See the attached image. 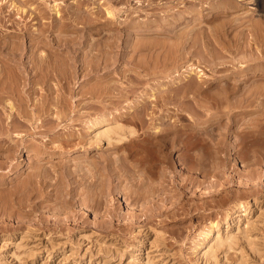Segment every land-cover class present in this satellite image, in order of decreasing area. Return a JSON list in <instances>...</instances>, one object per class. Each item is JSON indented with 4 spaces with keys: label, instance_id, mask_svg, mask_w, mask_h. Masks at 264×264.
Instances as JSON below:
<instances>
[{
    "label": "rangeland",
    "instance_id": "374dc122",
    "mask_svg": "<svg viewBox=\"0 0 264 264\" xmlns=\"http://www.w3.org/2000/svg\"><path fill=\"white\" fill-rule=\"evenodd\" d=\"M57 1L63 4L66 1L64 6L69 5L66 3L70 2H72L71 4L76 5L77 2V0H46L44 1V3L46 2L45 7L46 4L53 2L56 3ZM91 1L92 0H86L85 2L83 1V6H94ZM98 1L96 0L97 4L95 3V6H106L105 0ZM39 2H41V0H15V3H17L16 5H18V7L21 6L22 8H25L26 11L28 10L25 15L22 11H15V9L12 12H9L10 8L7 7L6 3H4L5 5L3 3L2 5H0V7L2 6V9L0 8V23L2 22V24H4L0 27V34L2 33V39H4V41H8L10 39L14 41L15 38L16 40H18V36L14 37L13 39V36H11L10 38L8 36H5V34L8 35L9 33V35H11L15 32H18L19 30L17 31L18 28L16 27H20L22 25L27 26L29 25L28 23H30L31 25L33 20L28 14H30V12H32L33 14L34 7L39 4ZM59 2H57L58 5L61 4ZM227 2L229 3V5ZM44 3L41 2L40 5L42 6L43 4L42 7H44ZM214 3L215 5L218 3L220 4H218V6H215ZM138 4L139 6L141 5L140 7L142 9H140ZM33 5L35 6L33 7ZM120 5L124 7L126 6L125 4ZM64 6L62 5L61 7ZM128 6L130 12H134H132V14L130 15H133L132 17H134L136 21H138L139 19V21H143L148 18L150 20H153L155 18V20L161 21L164 18L162 21L165 24L164 27H167L168 24L166 23V21L168 20L172 22L173 18L175 17V20L177 17L178 19H176V22L173 21L172 24L169 25L172 27H175V25H177L176 27L185 26V28H188V30L179 27L177 31H180L181 29L183 31L185 30L186 32H189V36L193 34V39L191 37L187 38L185 43L188 45H185L184 43H179L178 45L177 42H172L174 41L173 39H175L174 37L169 36V38L165 34H162L161 36H166L167 39L164 37L159 38V35L155 37H153L154 35H152L153 38H158L156 40L150 37V39L153 40L152 42V40L148 41L149 38L145 37V35L140 36L137 33L143 28L133 27L130 28L131 31L134 30L133 32L136 33L137 36H140L138 37L137 41H139L141 37H143V40H146L144 38H147L148 41H139L140 45L134 47V49L137 50H135L136 53L131 52L134 51V49H130V51L127 50L128 52L126 51L124 53L118 51L120 49L118 47H115V49L113 48V50L111 47V45H113V42H111V44L109 39L93 40V38L91 39V41L90 39H86L82 43H76L75 46L77 51L75 50L74 52L65 50L66 47H64V45L62 46L61 50L52 48V59L55 58L54 60L56 63L51 59L52 62H50V65H53L50 66L51 72L49 81L51 82L53 89L50 90L51 96L48 100L50 103L47 102V106L44 109L47 112L39 116V113L35 111L36 109H34V106L30 101H28L27 106H24V102L26 103V98L28 96H18L20 97V99H16L18 98L16 97V103H20L19 105L15 103L14 97H9V99L14 100V108L16 107L14 110L21 107H23L22 109H24L25 107L28 110L33 111L32 113H35V115H37L36 117L38 118H43L46 113H50L52 110L55 118H53L51 122V127L49 125L50 122L44 123L42 126L36 127V130L34 129V131H37L36 133L34 131L33 134L25 133V135L19 142L18 139L15 138L16 136H14L13 141H10L12 142L11 144H13L12 147L10 146L8 149L5 148L7 142H5L4 147L2 146L3 149L0 146V264H264V72H261L264 70V0H129ZM154 6L155 8H153ZM214 6L216 8H214ZM190 7H193L192 9L194 10H190ZM63 9L65 10V8ZM151 12L153 13V15ZM18 13H21V15ZM146 13H148L149 17ZM155 13L157 16L160 15V17H157ZM123 14L122 12H120L115 19L117 21L125 19L126 17H124V15L126 16V14ZM167 14L168 17L166 16ZM169 14L170 16L172 15V17H170ZM8 17L10 19L12 18L13 22ZM170 18L172 20H170ZM27 19L30 20L27 21ZM102 20L103 18L100 19V21ZM158 21L154 22V24L155 27L159 29V27H162L157 24L160 22ZM181 21L182 24L180 23ZM220 21L223 22V24L225 22V25H223V27H225V32L222 31L224 33L223 35L222 32H219L223 29L221 25L222 23H219ZM18 22L20 24H17ZM214 23L218 24L215 25L216 27L221 25L220 27L222 29L220 27V30H218L219 28L216 29L215 26H213ZM151 24L149 23L147 27L153 29L154 24H152V26ZM211 25V28L214 27L215 29H209L212 31L211 33L214 34H211L209 32L211 35L209 34V36H207V32L209 31V29L206 28V26L210 27ZM190 28L191 30H193V32H196L200 29L199 32L201 34L204 29H208V31L206 32L207 34L204 33L205 31L203 32V35H201L199 32L198 33L200 35L195 33L196 35H198L196 38L199 37L198 40L201 38L200 42H204V44L206 43V46H202V44L197 39L196 41L201 44L202 48L200 47V45V49L195 48V46L197 45L196 47H198L199 44H197L196 42L194 43L196 44L194 45V47L189 45L190 42L194 40L195 36L194 33L189 31ZM11 29L14 30V32H12ZM127 29L125 31L129 32L130 29ZM225 29H227L228 31L226 32ZM216 30H218V33H215ZM141 32L143 31H140V33ZM213 35L216 37V39L219 36H222L218 38V40H216L219 44H217V42L212 39H215ZM227 36H230L231 38H228ZM238 36L242 37L238 38ZM210 37L212 38L211 42L209 43ZM245 37H251L255 39L254 42H257L254 43L252 40H250L251 38L247 40ZM136 38L137 37H133L132 42L134 44H137V41L135 40ZM206 38L208 39V41H206ZM236 38H238L237 41H240V43L238 42V46L240 45L239 47L236 44ZM258 38L261 40H259ZM160 39H164L167 41L169 39H172L170 44L174 43L173 45L178 46H180V44H183V46H180V48L185 46L186 50L189 46H191L192 49L189 48L190 51H187V54H189V56L186 54L185 49H181V51L186 54L184 55L185 59L184 56H180L178 59L183 57L181 59L183 61L185 60V63L182 62V60L179 61L178 59L172 60L175 54L179 53L178 51L180 48L178 46L173 47V45H169V47H171L170 49L166 47L167 44L164 45L166 47V50L170 49L172 52L169 53L170 55H168V52L170 51L168 50V52L166 53V51L163 49L165 48L163 46L164 42L161 41V43L159 41ZM188 39L190 40V42L188 41ZM242 39L245 41L247 40L248 42H245ZM212 40L214 41L213 43H215V46L214 44L210 46ZM225 40L229 41H227V45ZM232 40L235 42H232ZM220 41L222 42V44H220ZM158 42L161 43L162 46H160V44H157L159 45V47H157L156 44H153L154 46L152 45V43ZM230 42L234 43V45ZM249 42L250 44L248 45V47H251L252 45L253 48L249 47L248 49L246 44H248ZM123 44H125V40L123 43L121 42L120 45ZM224 44L226 46L231 45L232 47L229 46V49L232 48V52H229L228 50L226 52L227 47L225 46L226 49L223 48ZM92 45L94 46V48L90 49V46ZM106 46H108L109 49ZM216 46L221 47V50L223 49L224 52H220V48ZM139 47L140 49L142 48V51L139 49ZM155 47L157 48L155 49ZM172 47L173 49L177 47L178 50L176 48V50L174 49V52L172 51ZM203 47H206V50L210 49L209 51L211 53L209 51L207 53V51L204 50ZM237 47L238 49L235 50V48ZM149 48H151V50L153 51H149ZM162 49L163 51H161ZM198 49L201 50L202 53ZM212 49L214 52L218 51L219 49V51L216 52V54L219 53V55H217L219 57H217L214 52L211 51ZM100 50H104V52ZM154 50H157L156 52L160 53L155 55L156 52ZM65 52L67 53L65 54ZM83 52L84 55L82 54ZM101 52H103V54ZM140 52H143L144 55ZM161 52H165L166 56L163 55L162 58L161 56L163 53ZM61 53L63 54V56H61ZM90 53L91 57H89ZM125 53L135 56V59L134 57L133 59L130 58L131 55ZM206 53L207 56H210L213 53L212 55L213 57L215 55V57L213 58L211 56L210 58H207ZM221 53H223V56H221ZM104 54H106V56L108 54V57H112L116 62L114 61V63L112 58L105 60V58H102L105 56ZM111 54H113V56L115 55L116 57L114 56V58ZM173 54L174 56H171ZM190 54L192 55L190 56ZM202 54L203 56H201ZM251 54L256 56V58L254 59ZM92 55H97L100 57H96L93 59ZM138 56L142 57L137 60V58H139ZM187 56L191 59L186 60V58H188ZM248 56L250 57L249 59H247ZM64 57L66 61L71 58L69 60L70 63L68 61L71 68H65V60H60L62 58L64 59ZM120 57H125L126 59L128 58L127 60H130L131 63L130 61L127 62L125 58L123 60ZM144 57L146 58L144 59ZM164 57L167 58V60L173 57L171 60H169L170 62L172 61L171 64L166 59H164ZM198 57H201L203 59L200 60V58L198 59ZM156 58H158V60ZM205 58L206 60H204ZM211 58L212 60H209ZM99 59L102 60H100L102 63H104V59L105 64L107 60H109L111 63L113 62V64L111 65V63L107 61V63L111 65L110 66L106 64V66H108L107 69L109 68L110 70L108 69L106 71V66L104 67V64L98 62ZM163 59L165 60V62L167 61L169 65H173L170 66L169 69H167L168 67L165 66ZM223 59L232 60L231 62L225 61V65L227 64V67H229V69H226V66L224 67V64L222 67L220 66V64L222 65V63L224 62ZM57 60H60L61 62L59 61V63H57ZM134 60H136V63H142V67L138 66L139 64H133L136 67L132 66V62ZM146 60H148V63L150 62L151 65L146 63ZM176 60H178V62L173 63V61ZM213 60H222V62H214L213 65ZM71 61H74V65H71ZM125 61L127 62V64L125 63ZM139 61L142 62L140 63ZM93 62L95 64H93ZM96 62H98V64ZM179 62L183 63L180 64V67L178 66ZM208 62H211V64L213 65L210 67L211 70L216 63V66H219L222 71H225L226 69L225 72L231 71L232 73L230 74L228 72L229 74L227 76L225 75L227 73H223L221 69L215 71L214 73L210 70ZM249 62L252 65L248 66L250 64ZM99 63L102 66H98ZM175 63L177 66H174ZM85 64L86 66H84ZM145 64H148V66H146ZM88 65H90L91 67H89ZM94 65H96V67L98 68L101 67V70L99 71L98 68L96 70V68L93 67ZM152 65L154 66L155 70L157 69V67L158 69L160 68L159 70L157 69L159 72L152 70L153 68H150L152 67ZM246 65L248 67H251L248 68L251 72H249L248 69L242 70V66L246 67ZM66 66L69 65L66 63ZM72 66L75 67V70L77 68L79 69H77V73L72 72ZM260 66H262V68ZM61 67L71 73L66 72ZM81 67H86L83 68L85 72ZM88 67L90 69L87 70ZM92 67L94 68L93 71H91ZM137 67H139L141 70L138 69V71ZM143 67L147 68L144 69ZM171 67H173L172 70L170 69ZM232 68L235 70L233 71ZM258 68L261 71L257 70ZM150 69L152 72L150 71ZM86 70L88 71V74H86ZM95 70L98 73L94 72ZM143 70L146 75L143 74V72L141 73V71ZM163 70H165L164 73L161 72ZM254 70L256 72H254ZM149 71L152 73V75L149 74ZM236 71H239V73L237 72L236 74ZM241 71L242 73H240ZM147 72H149V75L147 74ZM170 73L172 76L170 75ZM212 73L214 74L213 76ZM220 73L225 75L226 78L222 75L219 76L218 74ZM70 74L74 78H76H70ZM136 74H139V76L142 74V78L138 80ZM216 75H218V77ZM156 77L158 78L157 80L160 83L164 81L163 79L166 78L164 82H169L170 84H167V86L171 85L170 87H172L171 82H173V80H180V82L178 83L177 81V83L182 84L180 85L181 88H178V84L174 85L175 83L173 84V87H176L175 90L180 89L178 91L179 95L181 93H184L180 100H177L181 101L182 99V105H180V102L177 101L170 104H165L161 102V100L158 101V103H161L157 105L155 103H153L152 105V101L150 102V104H148V106L145 104L147 102V98L148 100L152 98L149 96L151 93L150 91H152L153 93L155 92L156 95L158 92L159 96H161L160 94L164 93L160 92V90L164 91V87L166 86V84H161L163 86L162 90L161 87H159V82L155 79ZM209 77H214V82L216 81L217 84L213 86L214 82H212L213 80H211L210 82L209 80L212 78L209 79ZM233 77L238 78V80ZM240 77L241 79L239 80ZM159 78L161 81L159 80ZM200 78H203L205 82L202 80L200 81ZM250 78L256 79L253 80ZM69 79H72L73 82H70ZM130 79L131 81H129ZM135 79H137V81H135ZM230 79L231 82L229 81ZM197 80L202 83L201 85L203 86V88L199 85V83H197ZM232 80H234L233 82L237 81L236 84L234 83L235 87H233L234 84ZM256 81L258 82L257 88L255 84L257 83ZM155 82L157 83L155 84ZM100 83L103 84L100 85ZM153 83L155 84V86ZM205 83H208L210 87ZM237 83H239L240 85L242 84V91L240 85ZM250 83H253L254 85H251ZM74 84L76 86H74ZM109 84L112 85L111 89H113V91L117 87V90L115 92L116 94L112 92V95L110 96L112 90L109 89ZM195 84L200 86L199 88H202L204 93L202 92V89H199L200 91L198 89V91L195 90ZM203 84H205L206 87ZM224 84H229L230 87L233 88V90L235 88V90L233 91L228 87L227 94L228 96H230V101H233L234 99V101L231 102L234 103V105L236 104V106H234L230 102L232 106L230 105L228 109L227 106L223 105L225 103L224 102L218 106H222L218 109V107H215L217 105L212 103L214 102L213 99L210 98H213L214 94L217 97L222 94L221 87L219 88V86H222ZM113 85L115 86V88H113ZM152 85L154 89L152 88ZM248 85H251L253 87L255 86L257 90L254 88L248 90V88L251 87ZM106 86L109 88H107ZM119 86H121L120 90H123L122 92L126 94L119 92ZM212 86L213 88H211ZM185 88L187 90H189L190 88V91H192V88H194L195 96L193 94V91L192 93L190 91L188 93L183 91L181 92V89L185 90ZM208 88H210L211 90ZM215 88H217L218 90H215ZM237 88L240 90H238ZM102 90H104V93ZM209 90L211 92L213 91V94L209 95L211 93H209ZM246 90L250 93H247ZM253 90L255 91L253 92ZM243 91H246V93L251 97L246 96L245 92L244 95ZM73 92L74 96H72ZM81 92L82 95H80ZM139 92H143L144 94H146H142V100L146 99V102L143 100L145 102L144 104H142V100L139 102L137 101V98L140 95ZM215 92H217L219 95H217ZM223 92H225V90H223ZM238 93H241L243 95H238ZM122 94L123 97L121 96ZM188 94L192 96V99H190V95ZM143 95L148 97L145 98ZM185 95H187L186 98H184ZM31 96L29 97H31L34 101L36 98L40 97L39 93L37 92H33ZM34 96L35 98H33ZM117 96L119 97V100H117ZM238 96H240V98ZM245 96L248 98H246ZM237 97L239 98V100L241 99V97L242 100H244L242 102L241 100L238 102V99H236ZM257 97L260 101L257 99ZM188 98L191 101L188 100ZM253 98L256 100H254ZM247 100L251 104L247 103ZM109 101H111L112 103H110ZM195 101L204 103L203 105L207 106H204L203 108V105L199 102H197V104H194ZM89 103L93 105L90 106ZM176 104L177 106L179 105L181 107V111L184 109L185 111L181 112L179 106L177 107V110ZM193 104L194 106H191ZM243 104H245V106ZM143 105L145 106V108ZM150 105L152 107H150ZM166 105H169L171 107ZM172 105L173 107H175L174 109L181 114L180 115L178 113L181 116V118H177L178 120L175 119L177 116H174L173 113L177 112L174 111ZM183 105H185L187 109H183ZM198 105L202 107L199 108ZM209 105L211 106V108ZM212 105L215 106L212 107ZM195 106H197L198 110H196V108L194 110ZM223 106L224 108L226 107V110L223 109L222 111L220 109H222ZM235 107L236 109L239 107L241 109L243 107L244 109L245 107V109L247 110H244L247 113L243 109L242 110L244 112L240 110V108L239 111L236 110L234 112L233 109L235 110ZM29 108H31L32 110ZM166 108L167 110H169V113L167 112ZM202 108L204 110H206L207 108L210 109L209 111L207 109L205 112H209L211 115L213 114V117H211L209 113L205 115H209L211 118L205 116L204 110ZM249 108L252 112L249 110ZM22 109L16 111L18 113H20L21 111L24 112ZM150 109L152 112L150 111ZM216 109L218 115L215 114ZM192 110H194L195 113ZM211 110L214 113H212ZM224 110L225 113L222 114ZM248 110L250 111V113ZM147 111H150L154 116L149 112L147 113ZM231 111H233V113H231ZM240 111H242V114L240 113ZM17 112L14 111L15 114ZM22 112L19 115H22ZM166 112L171 120L166 115ZM218 112H220V114L222 115L219 116L220 114ZM236 112L238 118H235L237 117ZM98 113H101V115ZM228 114L230 116H233L234 114V116H228V119ZM19 115L16 116L18 117ZM51 115L52 114H50L49 117H52ZM144 115L145 118L143 117ZM150 115H152V117ZM159 115L162 119L164 117L165 121L167 119V122L165 124L170 127V130L172 129L171 131H167L169 134L165 132L166 129H163L166 125L164 123H161V121H164V119L160 121L158 117ZM197 115L199 118L197 117ZM214 115L218 117L216 118V116ZM93 116H105L106 118L108 117V122L105 123L106 125H101L103 128L107 126L108 123L111 126L117 125L116 123L119 122L118 125H128L135 127L138 130V133L140 132V134L138 135L142 137H139L137 135L138 137H134L136 140L134 138H126L116 141V138L112 136L111 139H113V141L115 140V142H112V140H110V143H108L109 141L106 142L105 139H101L102 141H99V143L96 144L91 138H89L92 136V132L94 131L95 127L90 129L87 126V123L94 118ZM172 116L174 117L175 121L172 120ZM17 117L13 121L14 125L16 124L14 127V131H18L24 134V131L26 132L28 126L26 125V122L23 121V117H18L21 121L17 122ZM142 117L144 118L145 125L143 124V126L141 127L139 126V124L143 119ZM193 117H195L199 122L194 118L197 121L196 122ZM168 118L171 123L176 122L173 124H176V131L178 130L177 132L173 130V127L171 128V124H167L169 121ZM233 118L234 120H232ZM256 118L257 120H255ZM146 120L149 122H147ZM220 120L222 122L224 121V123H222ZM228 120L229 123L225 122ZM253 120L255 122L260 120V122H257L258 124L256 123L257 126H255L256 124L254 125L255 122ZM233 121L236 125L233 124ZM137 122L139 123L138 125ZM215 122L219 126H217ZM160 123L163 125V128L159 127L162 126ZM259 123L262 124L259 125ZM147 124H149L148 128L146 127ZM204 125L208 126V129L205 126L206 131L202 132ZM211 125L214 126L212 127ZM231 125H233L234 127ZM100 128V126H97L95 131ZM143 130H145L149 135H145L144 133H142ZM163 131L166 134L163 133ZM170 132L173 133V135L175 134V136L177 133H179L177 134L179 136H176V138L179 139L180 137L182 141L183 139L185 141L181 142L180 139H176V143L178 141L180 142L179 145L177 143L175 147L164 146V142L167 140L165 138L169 139L170 136H172ZM71 133H73V135ZM199 134L200 136L203 135L204 137L203 139L201 137L204 142L202 143L204 145H199L202 144V140L199 139ZM86 137L93 143L87 142L88 140ZM85 138L87 141L85 140ZM198 139L201 140L200 143ZM220 139L223 140L221 141ZM155 140H159V142ZM193 140L194 142L195 140L198 141L199 144L195 143L193 145ZM150 141L153 143H151ZM188 141L189 143L191 141L189 146H191L192 148L183 146L185 145V142L188 144ZM206 143L208 145L204 147ZM28 144H35L36 146L41 147V149H39L38 152L35 149V145H33V148L35 150L32 149V152V146L30 148ZM214 145H216L218 149L220 148V151ZM202 146L204 148H202ZM149 147L152 149L149 151L150 153L148 152V149H150ZM155 147H157L158 150ZM165 148L167 149L166 153L169 150L167 154H165V152L163 154V149ZM42 150L43 152H41ZM36 151L38 153H36ZM168 154L170 155L169 158L167 156ZM165 155L167 156V158H165ZM161 156L162 158H165L163 159L164 162L160 160L162 159ZM175 156H177L176 159L174 158ZM200 156L203 161L201 160V158L199 159ZM103 157L105 159L107 158L106 160L110 161L107 162ZM91 159H93L95 163H92ZM198 159L201 161V163H199L200 161L198 162ZM82 161H84L88 166H85V163L82 164ZM80 165H83V168L86 167L85 171L88 172L87 174H84V169L78 168V166ZM90 166H94V168ZM88 167L91 168H89L90 173L91 170L92 173L94 172L93 175L90 174L89 171H87ZM139 179L142 181H140ZM238 202L243 203L244 207H246L245 210L241 211L239 215L236 216V203ZM214 224H216L215 228L218 230V236L227 235L226 240L218 241L217 239H214L206 244V239L203 236L204 231L206 230V228L208 229L211 225L213 226Z\"/></svg>",
    "mask_w": 264,
    "mask_h": 264
},
{
    "label": "bare ground",
    "instance_id": "6f19581e",
    "mask_svg": "<svg viewBox=\"0 0 264 264\" xmlns=\"http://www.w3.org/2000/svg\"><path fill=\"white\" fill-rule=\"evenodd\" d=\"M44 1H46V0H41V2L42 3H44ZM53 1V0H52ZM84 2L86 1V0H83ZM82 0H77V2H76V5L74 4H71L72 2H70V3H66V4H69V5H67V6H64L65 5V2H64V4L63 3H61V2H59V1H57V2H59V3H61V4H57V2L56 3H49V4H46V7H45V3H44V7H42L43 6V4H42V6L40 5V3L41 2H39V4H37L36 6L35 5H33V7H34V11H33V9H32V11H33V14H32V12H30V14H28L29 16H31L30 18L33 20V22L31 23V25H30V23H28L29 25H22V26H20V27H16V28H18L17 29V31L18 32H15V33H13V34H11V35H9V33H8V35H6L5 34V36H8V37H10L11 38V36H13L12 38L14 39V37H17L18 36V40H16V38H15V40L13 41L12 39H10V40H8V41H4V39H2V33L0 34V146L2 147H4V144H5V142H7V144H6V146H5V148H9L10 146L12 147V145L13 144H11L12 142H10V141H13V137L14 136H16L15 138L16 139H18V142L22 139V137L25 135V133H28V134H33V131H34V129L36 128V127H39V126H42L44 123H49L50 122V127L52 126V120H53V118H55V115L52 113V110H51V112L50 113H46V115L45 116H43V118L41 117H36L37 115H35V113H32L33 111H30V110H28L27 108H25L24 107V109H22L23 107H21V108H19V109H16V110H20V109H22L24 112H22L23 114L22 115H19L20 113H18L16 110H14L15 108H14V104L16 103V100H15V98L16 97H18V96H24V97H27L26 98V103L24 102V106H27L28 105V101H30V102H32V104H33V106H34V109H36L35 111H37L38 113H39V116L40 115H42L43 113L45 114V112H47V111H45L44 109H45V107L47 106V102H49L48 100H49V97L51 96V91L50 90H52L53 88H52V85H51V82L49 81V79H50V72H51V67L50 66H52V65H50V62H52L51 61V59H52V57H53V54H52V50L53 49H60L61 50V48H62V46L64 45V47H66V49L65 50H68V51H70V52H74L75 50H76V46H75V44L76 43H78V42H83L84 40H86V39H90V41H91V39L93 38V40H96V39H99V40H104V39H109L110 40V43L111 42H113V45H111V44H109V45H111V47H112V49L114 48L115 49V47H118V48H120L118 51H120V52H122V53H124V52H126L127 50H129L130 51V49L132 50V49H134V47H136V46H138V45H140V43H139V41H141V40H143V37H141L140 38V40L139 41H137L138 40V37H140L141 35L143 36V35H145V37H147V38H149L148 39V41L150 40H152V39H150V37H152V35H154L153 37H155V36H158L159 38H166L167 39V37L166 36H172V37H174L175 39H173L174 41H172V42H177L178 43V45H179V43H184L185 45H188V44H186L185 43V41L187 40V38H189V37H191L192 39H193V34L192 33H196V34H199L200 32V29L198 30V31H196V32H193V30H191V28L189 29V31H191L192 33V35L191 36H189L190 34H189V32H186L185 30L187 29L188 30V28H185V26L184 27H181V26H178V27H176L177 25H175V27H172V26H170L169 24H172V22L173 21H175L176 22V19H178L177 17H176V19L174 20V18H173V21L172 22H170V21H166V23L168 24L167 25V27H164L165 26V24L163 23V16H162V22L160 23L158 20H155V18L153 19V20H150L149 18L148 19H146V20H143V21H136V19L134 18V17H132L130 14H132V12L133 11H131L130 12V9H129V6H128V4H129V0H105V3H106V6L104 7V6H102V7H100V6H95V3H96V0H92L91 2L94 4V6H91V7H88L87 5L84 7L83 5H84V2H83ZM98 1V0H97ZM149 1H151V0H149ZM99 2V1H98ZM102 2V1H101ZM228 2H230V1H228ZM227 2V3H228ZM2 3L4 4V3H6V5H7V7H9L10 8V10H9V12H12L14 9H15V11L17 10V11H22L23 12V14L25 15L26 14V12L28 11H26L25 10V8H22L21 6L20 7H18V5H16L17 3H15V0H0V5H2ZM100 3V2H99ZM142 3V2H141ZM97 4V3H96ZM120 4H125L126 6L124 7V6H121ZM153 4V3H152ZM151 4V5H152ZM218 4H220V3H218ZM218 4H216L215 5V3H214V5L215 6H218ZM5 5V4H4ZM63 5L64 7H61V6ZM89 5V4H88ZM120 5V6H119ZM226 5V4H225ZM228 5H229V3H228ZM62 8V10H61V8ZM138 6H139V4H138ZM141 6V5H140ZM139 6V7H140ZM144 6V5H143ZM214 6V8H216ZM227 6V5H226ZM2 7V6H1ZM0 7V8H1ZM95 7V8H94ZM104 7V8H103ZM138 7V8H139ZM151 7V6H150ZM63 8H65V10L63 9ZM134 8V7H133ZM153 8H155V6L153 7ZM152 8V9H153ZM157 8V7H156ZM191 9L190 10H194V9H192L193 7H190ZM211 8H213V7H211ZM2 9V8H1ZM28 9V8H27ZM140 9H142L141 7H140ZM134 10V9H133ZM25 12V13H24ZM28 12V13H29ZM120 12H122V14L124 13V14H126V16L124 15V17H126L125 19H123V20H116L115 18L119 15V13ZM155 12V11H154ZM0 13H1V11H0ZM8 13V12H7ZM134 13V12H133ZM152 13V12H151ZM150 13V14H151ZM18 14H20L21 15V13H18ZM136 14H137V12H136ZM135 14V15H136ZM147 14V16H148V13H146ZM145 14V15H146ZM172 14V13H171ZM174 14V13H173ZM23 15V16H24ZM134 15V16H135ZM152 15H153V13H152ZM155 15H156V13H155ZM154 15V16H155ZM165 15V14H164ZM175 15V14H174ZM9 16V15H8ZM10 16H12V15H10ZM140 16V15H139ZM146 16V17H147ZM151 16V15H150ZM157 16V15H156ZM159 17H160V15H158ZM157 16V17H158ZM167 17H168V14L166 15ZM169 16H170V14H169ZM18 17V16H17ZM48 17V18H47ZM149 17V16H148ZM170 17H172V15L170 16ZM9 18V17H8ZM23 18V17H22ZM101 18H103V20L102 21H100V19ZM10 19V18H9ZM152 19V18H151ZM157 19V18H156ZM165 19H167V18H165ZM169 19V18H168ZM10 20H12V18L10 19ZM30 19H27V21H29ZM170 20H172L171 18H170ZM152 21H153V23H152ZM156 21H158L159 23H157V24H159L162 28H160L159 27V29L157 28V27H155V24H154V22H156ZM164 21V22H165ZM12 22H13V20H12ZM14 22H16V21H14ZM170 22V23H169ZM179 22V21H178ZM201 22V21H200ZM23 23V22H22ZM21 23V24H22ZM117 23V24H116ZM154 24L153 25V27L154 28H156V29H152V28H150V27H147V25L148 24ZM181 24H182V21L180 22ZM179 23V24H180ZM218 23V22H217ZM217 23H214L213 24V26H215V25H218L219 23L222 25V27H223V25H225V22H224V24H223V22H219L218 24ZM13 24V23H12ZM17 24H20L19 22L17 23ZM152 24H151V26H152ZM178 24V25H179ZM2 25H4V24H2V22L0 23V27L2 26ZM173 25H174V23H173ZM221 25H219V26H215V28L217 29V28H219ZM15 26V25H14ZM158 26V25H157ZM227 26V25H226ZM133 27H139V28H143L142 30H140V31H143V32H141L140 33V31H138L137 33L140 35V36H137L136 35V33H134L133 31H131V29L130 28H133ZM179 27H181V28H185V30L183 31L182 29L180 30V31H177L178 29H179ZM191 27V26H190ZM212 27V25L209 27H207L206 26V28H210L211 30L214 28H211ZM15 28V29H16ZM127 28H129L130 30H129V32H126L125 30L127 29ZM214 28V29H215ZM221 28V27H220ZM220 28L218 29V30H220ZM224 28L225 27H223V29L221 30V31H219L220 33L223 31V32H225L224 31ZM135 29V28H134ZM208 29L206 30V29H204V33H206L207 31H208ZM209 29V31L207 32L208 33V35L207 36H209V34L212 32L211 30ZM227 29H228V27H227ZM227 29H225L226 30V32L228 31ZM10 30V29H9ZM12 30V29H11ZM218 30H216V32L215 33H218L217 31ZM127 31H128V29H127ZM130 31H131V33H130ZM201 31V32H202ZM7 32V31H6ZM12 32H14V30H12ZM199 32V33H198ZM203 32H202V34L201 35H203ZM210 32V33H209ZM222 32V35L224 34ZM11 33V32H10ZM206 33V34H207ZM162 34H165L166 36H161ZM195 34V36H194V40H192L191 38V42H190V40L188 39V41L190 42V44L189 45H191L192 47H194V45H196V44H194L195 42L198 44L199 42H200V40H201V38L198 40V38H196L198 35H196ZM199 34V35H200ZM206 34H204V35H206ZM211 34H214V33H211ZM210 34V35H211ZM227 34V33H226ZM149 37H148V36ZM228 35V34H227ZM91 36V37H90ZM217 36H219V35H217ZM226 36V35H225ZM240 36V35H239ZM238 36V38H241V37H239ZM7 37V38H8ZM133 37H137L135 40L137 41V44H134L132 41H133ZM152 37V38H153ZM201 37V36H200ZM213 37H215L214 35H213ZM220 37H222V36H219L218 38H220ZM224 37V36H223ZM228 37V36H227ZM230 37V36H229ZM228 37V38H229ZM252 37V36H251ZM250 37V38H251ZM147 38H144V39H146V40H143L144 42H146L147 41ZM170 38V37H169ZM211 38L212 37H210L209 39H210V41H209V43L211 42ZM218 38L216 39V37H215V39L214 38H212L215 42H217L216 40H218ZM226 38V37H225ZM225 38H223V39H225ZM231 38V37H230ZM238 38H236V41H237V39ZM246 38V37H245ZM245 38H243V39H245ZM249 37H247L246 39L247 40H249L250 39ZM5 39H6V37H5ZM153 39H156V38H153ZM158 39V38H157ZM156 39V40H157ZM196 39L199 41H196ZM203 39V38H202ZM207 39V38H206ZM233 39V38H232ZM242 39V40H243ZM259 39V38H258ZM12 40V41H11ZM92 40V41H93ZM123 40V41H122ZM124 40H125V44H123V45H120L121 44V42L123 43L124 42ZM171 40L172 39H169L168 41L167 40H159L160 42L162 41V42H164L163 43V46L164 45H166V47L167 48H170L171 49V47H169V45L171 46V45H173L174 43H172V44H170L171 43ZM204 40H205V38H204ZM212 40V43H211V45L210 46H212V44H214V46H215V43H213L214 41ZM228 40H230V39H228ZM228 40H225L226 41V45H227V41ZM245 41V40H243V41H245V42H248V41ZM250 40H252L253 42H254V40L255 39H253V38H251ZM257 40V39H256ZM259 40H261V39H259ZM258 40V41H259ZM16 41V42H15ZM88 41V40H87ZM135 41V42H136ZM147 41V42H148ZM155 41V40H154ZM203 41V40H202ZM206 41H208V39L206 40ZM222 41H224V40H222ZM152 42H153V40H152ZM157 42V41H156ZM161 42V43H162ZM221 42V41H220ZM229 42V41H228ZM232 42H235V41H233L232 40ZM240 43V41L238 40L237 42H236V44H237V46H238V44ZM257 41H255L254 43H256ZM92 43V42H91ZM109 43V42H108ZM133 43V44H132ZM161 43H152V45L153 44H156V46L157 47H159V45H157V44H160V46H162V44ZM176 43V44H177ZM201 43V42H200ZM198 44V47H196L195 46V48H199L200 49V47H201V44H202V46H206L205 44H204V42L203 43H201V44ZM225 43V42H224ZM231 43V42H230ZM229 43V44H230ZM241 43H242V41H241ZM253 43V44H254ZM84 44V43H83ZM90 44V43H89ZM107 44V43H106ZM151 44V43H150ZM204 44V45H203ZM207 44H208V42H207ZM217 44H219L218 42H217ZM216 44V45H217ZM220 44H222V42L220 43ZM228 44V45H229ZM231 44H233L234 45V43H231ZM250 44V42L248 43V44H246L247 45V47H248V45ZM66 45V46H65ZM78 45V44H77ZM86 45H88V44H86ZM178 45H173V47H175V46H178ZM199 45H200V47H199ZM225 44L223 45L224 47L223 48H225V46H226ZM79 46H80V43H79ZM82 46H85V45H82ZM114 46V47H113ZM143 46H144V44H143ZM148 46V45H147ZM154 46V45H153ZM180 46H183V44L181 45L180 44ZM180 46H178L179 48H180ZM191 46H189L188 48H187V50H186V48H185V46L184 47H181L180 49H179V53H177V54H175V56H174V54L173 55H171V56H174V58L173 57H171V59L172 60H175V59H178L180 56H184V55H186L188 52V50H189V48H191ZM210 46H209V48H210ZM229 46H231V45H229ZM229 46H226L227 47V49H226V52H227V50L230 52H232V46L230 47L231 49H229ZM236 46V45H235ZM234 46V47H235ZM240 46V45H239ZM238 46V47H239ZM241 46H242V44H241ZM244 46V45H243ZM108 49H109V47L108 46H106ZM157 47H155V49L157 48ZM165 47V46H164ZM166 47L165 48H163L165 51H166V53L168 52V50L170 51V52H168V55H170L169 53H172L171 52V50L170 49H167L166 50ZM173 47H172V49H173ZM216 47H219V46H216ZM216 47H215V49H216ZM233 47V48H234ZM238 47L237 48H235V50L236 49H238ZM250 47V46H249ZM249 47H248V49H249ZM255 47H256V45H255ZM53 48V49H52ZM94 48V46L92 45V46H90V49H93ZM177 48V47H176ZM176 48H174L175 50H176ZM194 48V49H195ZM202 48V47H201ZM204 48V50H206L205 48L206 47H203ZM208 48V49H209ZM212 48V47H211ZM220 48V52H224V50L222 49L221 50V47H219ZM250 48H253L252 47V45H251V47ZM7 49V50H6ZM80 49V48H79ZM86 49V48H85ZM111 49V50H112ZM113 49V50H114ZM137 49H138V47H137ZM139 49H140V47H139ZM142 49V48H141ZM140 49V50H141ZM144 49H147V48H144ZM153 49V48H152ZM161 49V48H160ZM160 49H159V51H160ZM163 49L161 50V51H163ZM174 49L172 50V51H174ZM181 49L182 50H186L185 52H186V54L183 52V51H181ZM192 49V48H191ZM198 49V50H199ZM214 49V48H213ZM213 49L211 50L212 52H214L213 51ZM255 49V48H254ZM83 50V49H82ZM106 50V49H105ZM135 50L136 49H134V51H131L132 53L133 52H135ZM139 50V51H140ZM177 50H178V48H177ZM203 50V49H202ZM210 50V49H209ZM209 50H206L207 51V53H208V51ZM55 51V50H54ZM58 51V50H57ZM63 51V50H62ZM77 51V50H76ZM100 51H103L104 52V50H100ZM115 51H117V50H115ZM137 51V50H136ZM142 51V50H141ZM148 51V50H147ZM149 51H153V50H151V48H149ZM155 51V50H154ZM157 51V50H156ZM155 51V52H156ZM190 51V50H189ZM197 51V50H196ZM199 51H201V50H199ZM218 51H219V49H218ZM218 51H216V52H218ZM56 52V51H55ZM81 52V51H80ZM79 52V53H80ZM85 52V51H84ZM84 52L82 53L83 55H84ZM103 52H101L102 54H103ZM108 52V51H107ZM111 52V51H110ZM120 52H118V53H120ZM128 52V51H127ZM143 52H144V50H143ZM143 52H140V53H143ZM175 52V51H174ZM191 52H192V50H191ZM198 52V51H197ZM210 52V51H209ZM216 52H214V54L217 56V55H219V53L218 54H216ZM58 53V52H57ZM67 52H65V54H66ZM88 53V52H87ZM87 53H86V55H87ZM98 53H99V51H98ZM130 53V52H129ZM136 53V52H135ZM160 52H156V54L155 55H157V54H159ZM161 53H163V52H161ZM184 53V54H183ZM201 53H202V51H201ZM207 53H206V56H207ZM211 53V52H210ZM59 54H60V51H59ZM64 54V55H65ZM93 54V53H92ZM97 54V53H96ZM102 54H99V55H102ZM108 54H109V52H108ZM108 54H107V56H106V54H104L103 56L104 57H102V58H105V60L106 59H111L110 58V56L108 57ZM114 54H115V52H114ZM117 54V53H116ZM125 54H128V53H125ZM137 54H138V52H137ZM136 54V55H137ZM152 54V53H151ZM213 54V53H212ZM210 55V56H207V58H210L211 56L213 57V55ZM74 55H75V53H74ZM85 55V56H86ZM110 55V54H109ZM112 56H113V54H111ZM122 55H124V54H122ZM128 55H131V54H128ZM135 55V54H134ZM143 55H144V53H143ZM142 55V56H143ZM163 55L164 56H166L165 55V52L162 54V58H163ZM188 56H189V54H187ZM192 54H190V56H191ZM200 55V54H199ZM204 55H205V53H204ZM215 55H214V57H215ZM55 56V55H54ZM61 56H63V54L61 53ZM93 56V55H92ZM95 56V57H94ZM93 56V59L94 58H99L100 56H97V55H94ZM115 56V55H114ZM113 56V57H114ZM117 56H121V55H117ZM141 56V57H142ZM147 56V55H146ZM159 56V55H158ZM187 56V57H188ZM195 56H197V55H195ZM201 56H203V54L201 55ZM221 56H223V53H221ZM251 56H253V58L255 59L256 58V56H254V55H252L251 54ZM26 57V58H25ZM56 57V56H55ZM66 57V56H65ZM65 57H64V59L62 58V59H60V60H65ZM74 57H76V56H74ZM87 57H88V55H87ZM89 57H91V53H90V56ZM116 57V56H115ZM114 57V58H115ZM123 57V56H122ZM122 57H120V58H122ZM127 57V56H126ZM129 57V56H128ZM133 57H134V59H135V56H132L131 55V57L130 58H132L133 59ZM139 57V56H138ZM141 57H139V58H137V60H139ZM160 57V58H161ZM168 57V56H167ZM205 57V56H204ZM213 57V58H214ZM217 57H219V56H217ZM25 58V59H24ZM59 58V57H58ZM101 58V59H102ZM125 58V57H124ZM124 58H122L123 60H124ZM146 57H144V59H145ZM181 58H183V57H181ZM178 59L179 61L180 60H182V59ZM200 58V60L201 59H203V58H201V57H198V59ZM247 58V57H246ZM250 57L248 56V58L247 59H249ZM55 59V58H54ZM54 59H52L54 62H55V60ZM71 59V58H70ZM69 59V60H70ZM81 59V58H80ZM101 59H99V61L98 62H101L102 60ZM126 59V58H125ZM128 59V58H127ZM126 59V61L127 62H129L130 60H127ZM131 59V60H132ZM157 60H158V58H156ZM164 59H166L167 60V58H165L164 57ZM163 59V60H164ZM169 59V58H168ZM171 59H169V60H171ZM184 59H185V56H184ZM187 59H191V58H186V60ZM216 59V58H215ZM221 59V58H220ZM228 59V58H227ZM225 60V59H223L224 60V62L222 63V65L220 64L221 62H222V60L220 61V60H218V61H216V60H213L212 61V64L214 65V62H219L220 61V66L222 67L223 66V64H224V67L227 69H229V67H227V64L225 65V61H228V62H231L232 60ZM247 59H245V60H247ZM59 60V61H60ZM68 60V61H69ZM73 60H74V58H73ZM82 60V59H81ZM92 60V59H91ZM101 60V61H100ZM112 60H113V58H112ZM117 60V59H116ZM142 60V59H141ZM162 60V59H161ZM169 60H167L168 62H170ZM178 60H176V61H173V63L174 62H178ZM204 60H206V58L204 59ZM209 60H212V58L211 59H209ZM59 61L57 60V63H59ZM68 61H66L65 60V62L69 65V66H66V63L64 64L65 65V68L66 69H68V67H70L71 68V66H70V61H69V63H68ZM107 61H109V60H107ZM107 61H106V64H108V65H110L109 63H107ZM115 61V59L113 60V62ZM118 61V60H117ZM125 61V63L127 64V62ZM135 61V62H134ZM133 62H132V66H134L133 64H139V63H136V60H134ZM145 61V60H144ZM147 62L146 63H148V60H146ZM165 62V60H164V64H165V66H167L168 68L167 69H169V67L170 66H172V65H169V63L168 62ZM185 61V60H184ZM183 60H182V62H184ZM203 61V60H202ZM208 61V60H207ZM61 62V61H60ZM72 62V64L71 65H74V61H71ZM77 62H79V61H77ZM81 62H83V61H81ZM81 62H80V64H81ZM95 62V61H94ZM93 62V64H95ZM98 62H96L97 64H98ZM103 62L104 63H102V64H104L103 66L105 67L106 66V64H105V61H104V59H103ZM110 62V61H109ZM113 62L111 63V65L113 64ZM116 62V61H115ZM114 62V63H115ZM122 62V61H121ZM140 62V61H139ZM142 62V61H141ZM140 62V63H141ZM172 62V61H171ZM171 62H170V64H171ZM181 62V63H182ZM227 62V63H228ZM56 63V62H55ZM130 63H131V61H130ZM180 62H179V67L181 66L180 64H181ZM185 63V62H184ZM250 63V62H249ZM248 63V64H249ZM61 64H63V63H61ZM75 64H76V62H75ZM142 64V63H141ZM141 64H139L138 66H140V67H142V65ZM149 65H151L150 64V62L148 63ZM148 64L146 65V66H148ZM183 64V63H182ZM208 66H209V68L211 67V66H213L212 64H211V62H208ZM211 64V65H210ZM60 65V64H59ZM79 65V64H78ZM110 65V66H111ZM115 65V64H114ZM131 65V64H130ZM169 65V66H168ZM218 65V64H217ZM250 65H252L251 63L248 65V66H250ZM54 66H55V64H54ZM76 66V65H75ZM84 66H86V64L84 65ZM89 67H91L90 65H88ZM98 66H102L100 63H99V65ZM160 66V65H159ZM161 66H162V64H161ZM160 66V67H161ZM174 66H177L176 65V63L174 64ZM241 66V65H240ZM245 66V65H244ZM244 66H242L243 67V69L242 70H244V69H248V68H251V67H248L247 65H246V67H244ZM255 66V65H254ZM259 66V65H258ZM59 67V66H58ZM62 67H64V66H62ZM61 67V68H62ZM87 68V70L88 69H90V68ZM94 68H96V70H97V68L98 67H96V65H94L93 66ZM92 67V69H91V71H93V68ZM107 67L108 66H106L104 69L107 71L108 69H107ZM134 67H136V66H134ZM155 67H157V66H155ZM179 67H177V68H179ZM256 67H257V65H256ZM261 68H262V66H260ZM259 67V68H260ZM264 67V66H263ZM72 72L73 73H77V69L75 70V67H73L72 66ZM82 68V67H81ZM83 68H86V67H83ZM82 68V69H83ZM103 68V67H102ZM144 69L145 68H147V67H143ZM142 68V69H143ZM149 68V67H148ZM152 70H155L154 69V66L152 65V67H150ZM236 68H237V66H236ZM239 68H241V67H239ZM257 69V70H260V69ZM56 69V68H55ZM63 70H65L64 68H62ZM99 69V71L101 70V67L100 68H98ZM138 69H140L139 67H137V70ZM151 69H150V71H151ZM157 69H158V67H157ZM155 70L156 72H159L158 70L160 69H158V70ZM171 70L173 69V67H171L170 68ZM176 69V68H175ZM219 69H221L219 66H216V63H215V66L214 67H212V70H211V68H210V70L211 71H213L214 73H215V71H218ZM226 69H225V71H226ZM233 69V68H232ZM254 69V68H253ZM252 69V70H253ZM62 70V71H63ZM71 70V69H70ZM69 70V71H70ZM79 70V69H78ZM86 70V71H87ZM96 70L94 71V72H96ZM110 70V69H109ZM141 70V69H140ZM161 70H162V68H161ZM165 70H166V68H165ZM165 70H163V71H161V72H163L164 73V71ZM170 70V71H171ZM235 69H233V71H234ZM237 70H238V68H237ZM239 70H241V69H239ZM251 70V69H250ZM61 71V72H62ZM66 71V70H65ZM83 71L85 72V70L83 69ZM139 71V70H138ZM137 71V72H138ZM146 71H148V70H146ZM149 71V72H150ZM154 71V72H155ZM168 71V70H167ZM166 71V72H167ZM221 71H222V69H221ZM225 71H222L223 73L225 72ZM247 71V70H246ZM248 71H249V69H248ZM247 71V72H248ZM261 71V70H260ZM55 72V71H54ZM66 72H68V71H66ZM104 72V71H103ZM136 72V71H135ZM143 72V74H145L144 73V70L143 71H141V73ZM149 72H147V74L149 73ZM152 72V71H151ZM149 73L150 75H152V73ZM165 72V73H166ZM172 72V71H171ZM229 72V71H228ZM228 72H225V73H227V74H225V75H227L228 76V74L230 73H232L231 71L228 73ZM237 72L239 73V71H236L235 73L237 74ZM249 72H251V71H249ZM254 72H256L255 70H254ZM261 72H264V70L263 71H261ZM64 73V72H63ZM68 73H71V72H68ZM90 73V72H89ZM93 73V72H92ZM96 73H98V72H96ZM163 73H162V75H163ZM218 73V72H217ZM240 73H242V71L240 72ZM67 74V73H66ZM86 74H88V71L86 72ZM106 74V73H105ZM148 74V75H149ZM157 74H159V73H157ZM167 74V73H166ZM173 74V73H172ZM247 74V73H246ZM256 74V73H255ZM71 75V74H70ZM74 75V74H73ZM142 75V74H141ZM139 76V74H136V77H137V79L138 80H140V78H142V76ZM146 75V74H145ZM155 75V74H154ZM170 75H171V73H170ZM214 74L212 73V76H213ZM219 76L220 75H222L223 77H225V75H223V74H218ZM218 75H216L217 77H218ZM232 75H234V74H232ZM64 76V75H63ZM67 76V75H66ZM167 76V75H166ZM172 76V75H171ZM186 76V75H185ZM231 76V75H230ZM237 76V75H236ZM235 76V77H236ZM71 77H73L72 75L70 76V78ZM174 77H176V76H174ZM222 77V78H223ZM235 77H233V78H235ZM74 78V77H73ZM76 78V77H75ZM74 78V79H75ZM168 78H171V77H168ZM173 78V77H172ZM210 78H212V77H209V79ZM226 78V77H225ZM244 78V77H243ZM242 78V79H243ZM132 79V78H131ZM131 79L129 80V81H131ZM137 79H135V81H137ZM156 79V81H158L157 79V77L155 78ZM175 79H178V78H175ZM180 79V78H179ZM204 79H205V77H204ZM218 79V78H217ZM229 79V78H228ZM235 79H237L238 80V78H235ZM234 79V80H235ZM241 79V77L239 78V80ZM250 79H253V78H250ZM254 79H256V78H254ZM253 79V80H254ZM70 80V79H69ZM159 80H160V78H159ZM164 81L166 80V78L165 79H163ZM204 81L205 82V80H203V78H200V81ZM211 80H213L212 82H214V77L212 78V79H210L209 81L211 82ZM224 80V79H223ZM234 80H232V82L234 81ZM73 82V80L71 79L70 80V82ZM161 81V80H160ZM164 81H162L161 83L159 82V87H161V89H162V85H165L166 84V86L164 87L165 89H164V91H161L160 90V92H166L164 95L163 94H160L161 96H159V93L157 92V95L155 94V92L153 93L152 91H150L151 93H150V95L149 94H147V95H149L150 97H152V98H150L149 100H148V96L146 97V96H144V95H146V94H144L143 92L142 93H140V95L138 96V98H137V101L139 102V101H141L142 100V94H144L143 96L145 97V98H147V102L145 103L143 100V103L142 104H146L147 106H148V104H150V102L152 101V105H153V103H155L156 105L157 104H159V103H161V102H163V103H165V104H167V103H173V102H176L178 99L180 100V98L184 95V93H181L180 95L178 94L179 92V90H175V88L176 87H173L174 85H176V84H178L179 82H180V80L178 81V80H176V81H174L173 80V82H171L172 83V87H170L169 85L167 86V84H170L169 82H168V80H167V82L168 83H165ZM177 81H178V83H177ZM218 81V80H217ZM222 81V80H221ZM230 82H231V79L229 80ZM139 82V81H138ZM196 82V81H195ZM194 82V83H195ZM206 82H207V77H206ZM236 82L237 81H235V82H233V84L235 83L236 84ZM241 82V81H240ZM239 82V83H240ZM251 82V81H250ZM253 82V81H252ZM257 82V81H256ZM93 83V82H92ZM104 83V82H103ZM103 83H100V85H102ZM109 83V82H108ZM110 83H111V81H110ZM114 83V82H113ZM157 82H155V84H156ZM175 83V84H174ZM197 83H199V85L203 88V86L201 85L202 83H200L198 80H197ZM226 83V82H225ZM227 83H229V82H227ZM239 83H237V84H239ZM264 83V82H263ZM262 83V84H263ZM82 84V83H81ZM91 84V83H90ZM154 84V83H153ZM155 84H154V86H155ZM162 84V85H161ZM174 84V85H173ZM206 84V83H205ZM205 84H203V85H205ZM215 84H217L216 83V81L214 82V84H213V86L215 85ZM218 84H220V83H218ZM222 84V83H221ZM231 84V83H230ZM232 84V85H233ZM235 84L233 85V87H235ZM251 85H254L253 83H250ZM256 84V88H257V85H258V82L257 83H255ZM79 85V84H78ZM94 85V84H93ZM99 85V86H100ZM107 85V84H106ZM110 85V86H109ZM108 86L110 87H107V88H109V89H111L112 87V85L111 84H109ZM179 85V87L178 88H181V86L180 85H182V84H178ZM177 85V86H178ZM190 85H193V84H190ZM206 85H208V83L206 84ZM206 85H205V87H206ZM231 85V86H232ZM240 85V84H239ZM242 85V84H241ZM240 85V88H241V91L243 90V87ZM251 85H248V86H251ZM260 85V84H259ZM264 85V84H263ZM59 86H61V85H59ZM74 86H76L75 84H74ZM83 86H84V82H83ZM89 86V85H88ZM87 86V87H88ZM114 86V85H113ZM118 86V85H117ZM196 86V87H195ZM195 86H194V88H195V90H199L200 88V86H198L197 84H195ZM209 86V85H208ZM213 86L211 87V88H213ZM78 87H81V86H78ZM120 87L121 86H119V90H120ZM156 87H158V86H156ZM187 87V86H186ZM205 87H204V89H205ZM210 87V86H209ZM216 87V86H215ZM221 87V90H222V92H221V90H220V92L222 93V94H218L217 92H215L217 95H219L218 97L214 94L213 95V98H210V99H213V101L214 102H212V103H214L215 105H217V106H215V105H212V107H218L220 104H222V103H224L223 105L224 106H227V108L228 107H230V105L231 104H233L234 105V103H232L233 101H234V99H233V101L231 102L230 101V96H228V94H227V91H228V87L229 88H231L232 90H233V88L232 87H230V85L229 84H224V85H222V86H219V88ZM237 87V86H236ZM77 88V87H76ZM102 88V87H101ZM103 88H104V86H103ZM113 88H115V86L113 87ZM123 88H124V86H123ZM130 88V87H129ZM152 88H153V85H152ZM183 88V87H182ZM194 88H192L193 90V94H194ZM201 88V89H202ZM217 88H218V85H217ZM217 88H215V90L217 89ZM239 88V87H238ZM237 88V89H238ZM252 88H254V89H256L255 88V86L253 87V86H251V87H249L248 88V90H251ZM79 89V88H78ZM83 89H84V87H83ZM88 89V88H87ZM126 89V88H125ZM124 89V90H125ZM154 89V88H153ZM158 89V88H157ZM200 89V90H201ZM208 89H210V88H208ZM105 90V89H104ZM104 90H102L103 91V93H104ZM112 91H111V94H110V96L112 95V92L113 93H115L116 92V90H117V87H116V89L113 91V89H111ZM118 90V91H119ZM130 90V89H129ZM156 90V89H155ZM154 90V91H155ZM163 90V89H162ZM191 89L189 88V90H187L186 88H185V90L184 89H181V92L183 91V92H186V93H188L189 91H190ZM197 90V91H198ZM199 90V91H200ZM211 90V89H210ZM209 90V93L211 92ZM214 90V91H215ZM218 90V89H217ZM223 90H225V92H223ZM234 90H235V88H234ZM233 90V91H234ZM238 90H240V89H238ZM245 90V89H244ZM257 90V89H256ZM31 91V92H30ZM80 91H82V90H80ZM79 91V92H80ZM88 91V90H87ZM106 91V90H105ZM123 91V90H122ZM121 90L119 91V92H121V93H123ZM131 91H132V89H131ZM157 91V90H156ZM192 91H190L191 93H192ZM207 91V90H206ZM247 91V90H246ZM246 91H243V94L245 95V93H246ZM255 90H253V92H254ZM31 93V95H32V93L33 92H37V93H39V96L40 97H38V98H36L35 99V101L34 100H32V96L30 95V93ZM83 92H84V90H83ZM118 92V93H119ZM126 92V91H125ZM130 92V91H129ZM202 92H203V89H202ZM208 92V91H207ZM219 92V93H220ZM237 92V91H236ZM235 92V93H236ZM240 92V91H239ZM245 92V93H244ZM128 93V92H127ZM138 93V94H139ZM146 93V92H145ZM197 93V92H196ZM199 93V92H198ZM204 93V92H203ZM209 93H206V94H209ZM247 93H250L249 91H247ZM246 93V96H250V95H248ZM252 93V92H251ZM78 94V93H77ZM116 94V93H115ZM123 94H126V93H123ZM123 94L121 95L122 97H123ZM155 94V95H154ZM200 94V93H199ZM205 94V95H206ZM211 94H213V91L209 94V95H211ZM230 94V93H229ZM232 94V93H231ZM243 94H241V93H238V95H243ZM80 95H82V92L80 93ZM188 95H190V94H188ZM196 95H198V94H196ZM202 95V94H201ZM254 95V94H253ZM29 96H31V97H29ZM72 96H74V92H73V95ZM79 96V95H78ZM100 96V95H99ZM99 96H97V97H99ZM116 96V95H115ZM120 96V95H119ZM194 96H195V94H194ZM214 96H216V97H214ZM232 96V95H231ZM245 96V97H246ZM255 96H256V94H255ZM255 96H254V98H255ZM9 97H14V100H15V103H13L14 102V100L13 99H9ZM109 97V96H108ZM118 97V96H117ZM126 97V96H125ZM124 97V98H125ZM187 97V95H185V97L184 98H186ZM190 97V99H192L191 97V95L189 96ZM201 97H203V96H201ZM211 97V96H210ZM234 97V96H233ZM239 98H240V96H238ZM236 98V99H238V102L241 100V102L244 100H242V97H241V99L239 100V98ZM248 97H246V98H248ZM251 97V96H250ZM22 98V97H21ZM33 98H35V96L33 97ZM113 98V97H112ZM112 98H111V100H112ZM123 98V99H124ZM200 98V97H199ZM207 98V97H206ZM253 98V99H254ZM16 99H20V97H18V98H16ZM117 99V98H116ZM153 99V100H152ZM189 98H188V100H190ZM197 99V98H196ZM195 99V100H196ZM209 99V100H210ZM236 99H235V101H236ZM251 99V98H250ZM257 99H258V97H257ZM13 100V101H12ZM72 100V99H71ZM100 100V99H99ZM101 100H104V99H101ZM115 100V99H114ZM117 100H119V97H118V99ZM159 100H161V102H159L158 103V101ZM249 100V99H248ZM247 100V103H249V101ZM254 100H256V99H254ZM259 100V99H258ZM257 100V101H258ZM21 101V100H20ZM19 101V102H20ZM58 101V100H57ZM154 101V102H153ZM181 101H182V99H181ZM181 101H177V102H180V105H182L183 104V102H181ZM183 101H185V100H183ZM191 101V100H190ZM207 101V100H206ZM212 101V100H211ZM260 101V100H259ZM110 103H112L111 101H109ZM116 102V101H115ZM189 102V101H188ZM193 102V101H192ZM192 102H191V104H192ZM197 102H199V101H197ZM197 102L195 101V103L194 104H197ZM230 102H231V104H230ZM237 102V103H238ZM252 102H254V101H252ZM18 103V102H17ZM16 103V104H17ZM22 103H23V101H22ZM50 103V102H49ZM117 103V102H116ZM116 103H114V104H116ZM127 103V102H126ZM200 103V102H199ZM211 103V104H212ZM257 103V102H256ZM20 104V103H19ZM19 104H17V105H19ZM90 104V103H89ZM178 104V103H177ZM177 104H176V109H177V107L179 106H177ZM194 104L193 105H191V106H194ZM200 104H204V103H200ZM240 104V103H239ZM249 104H251V103H249ZM248 104V105H249ZM261 104H262V101H261ZM88 105V104H87ZM93 105V104H92ZM91 104H90V106H92ZM229 105V106H228ZM244 106H245V104H243ZM243 105H241V106H243ZM247 105V104H246ZM20 106H23V105H20ZM89 106V105H88ZM89 106V107H90ZM128 106V105H127ZM131 106V105H130ZM144 106V105H143ZM147 106H146V109H147ZM161 106V105H160ZM164 106V105H163ZM166 106H169V105H166ZM174 106H175V104H174ZM184 107H182L183 109L184 108H186V106L185 105H183ZM204 106H207V105H203V108H204ZM210 106V105H209ZM208 106V107H209ZM224 106H223V108L222 109H220V110H222L223 111V109H225L226 110V107L224 108ZM232 106V105H231ZM234 106H236V104L234 105ZM233 106V107H234ZM259 106H260V102H259ZM263 106V105H262ZM29 107V106H28ZM83 107V106H82ZM150 107H152L151 105H150ZM169 107H171V106H169ZM180 107V106H179ZM190 107V106H189ZM198 107L200 108V107H202V106H199L198 105ZM222 106H220V107H218V109L219 108H221ZM32 108V107H31ZM31 108H29V109H31ZM52 108H53V106H52ZM55 108V107H54ZM76 108V107H75ZM144 108H145V106H144ZM161 108H164V107H161ZM172 108L174 109L175 107H173V105H172ZM195 108H196V110H198L197 109V106H195L194 107V110H195ZM202 108V109H203ZM210 108H211V106H210ZM240 108V107H239ZM239 108H237L236 109V107H235V110L233 109V111L235 112L236 110H238L239 111ZM246 108H247V106H246ZM47 109H48V107H47ZM187 109V108H186ZM202 109H200V110H202ZM208 109V108H207ZM206 109V110H207ZM214 109V108H213ZM229 109V108H228ZM227 109V110H228ZM242 109H243V107H242ZM241 108H240V110H242ZM244 109H245V107H244ZM243 109V110H244ZM32 110V109H31ZM50 110V109H49ZM70 110H71V108H70ZM161 110V109H160ZM166 110H167V108H166ZM172 110V109H171ZM178 110V109H177ZM177 110H175L174 109V111H176L177 112ZM194 110H192L193 112H194ZM204 110V109H203ZM206 110H204V115L205 114H207V113H209V112H205ZM210 109H208V111H209ZM225 110H224V112H222V114L223 113H225ZM242 110V111H243ZM245 110H247V109H245ZM244 110V111H245ZM249 110H250V108H249ZM248 110V111H249ZM256 110V109H255ZM258 110V109H257ZM14 111L15 112H17L16 114L14 113ZM150 111H151V109H150ZM150 111H147V113L149 112V113H151ZM164 111H165V109H164ZM169 110H167V112H168ZM180 111H181V107H180ZM185 111V109L184 110H182L181 112H184ZM190 111V110H189ZM191 111V112H192ZM217 109L215 110V114H217ZM233 111H231V113H233ZM242 111H240V113L242 114ZM243 111V112H244ZM251 111V110H250ZM250 111H249V113H250ZM254 111V110H253ZM54 112V111H53ZM81 112V111H80ZM146 112V111H145ZM167 112H166V115H167ZM172 112V111H171ZM199 112V111H198ZM211 112H212V110H211ZM246 112V111H245ZM252 112V111H251ZM37 113V114H38ZM55 113V112H54ZM74 113V112H73ZM77 113V112H76ZM165 113V112H164ZM169 113V112H168ZM173 113V112H172ZM179 112H177V113H173L174 114V116H177L175 119H177L178 117H180L181 118V114L179 115L178 114ZM195 113V112H194ZM193 113V114H194ZM197 113V112H196ZM202 113H203V111H202ZM212 113H214V112H212ZM219 114H220V112H218ZM231 113H229V114H231ZM247 113V112H246ZM50 114H52L51 116L52 117H49L50 116ZM98 114H100L101 115V113H98ZM104 114V113H103ZM102 114V115H103ZM124 114H127V113H124ZM144 114V113H143ZM152 114V113H151ZM162 114H163V112H162ZM183 114V113H182ZM198 114V113H197ZM222 114H220L219 116H221ZM227 115V117L229 116V117H231L230 115ZM16 115H19L18 117H23L22 119H23V121L24 122H26V125L28 126L27 127V129H26V132L24 131V134H22L21 132H18V131H14V127H15V125H14V119L17 117ZM148 115V114H147ZM153 115V114H152ZM152 115H150L151 117H152ZM161 115V114H160ZM160 115L158 116L159 117V120L161 121V120H163L164 119V117H163V119L160 117ZM166 115H165V117H166ZM209 115H211L210 113H209ZM207 116V115H205V116H207V117H210V116ZM218 115V114H217ZM224 115H226V114H224ZM77 116V115H76ZM154 116V115H153ZM168 117H169V115H167ZM192 116V115H191ZM214 116H216V115H214ZM233 116H234V114H233ZM232 116V117H233ZM236 116H237V112H236ZM17 117V118H18ZM94 117V116H93ZM144 118H145V115L143 116ZM142 117V118H143ZM197 117H198V115H197ZM211 117H213V114L211 115ZM210 117V118H211ZM218 116H216V118H217ZM227 117H226V119H227ZM229 117H228V119H229ZM71 118V117H70ZM108 118V117H107ZM107 118L105 117V116H97V117H94L92 120H90L86 125L88 126V128H93V127H95V129H96V127L97 126H100L101 128L100 129H98V130H96L95 131V129H94V131L91 133L92 134V136L91 137H89V138H91L92 140H93V142L94 143H99V141H102L103 139H105V141L107 142V141H109L108 143H110V140H112V142H115V140L113 141V139H111L112 138V136H114L115 138H116V141H118V140H123V139H126V138H129V139H131V138H136V137H138L139 135L138 134H140V132L138 133V130L135 128V127H132V126H128V125H118V123H116L117 125H111L110 126V124L108 125L107 124V126H105L104 128L101 126V125H103V124H105L106 122H108L107 121ZM144 118L142 119V121L140 122V124L137 122V125L139 124V126H143V124H144ZM155 118V117H154ZM170 118V117H169ZM169 118H168V120H169ZM172 120H174V117L172 116ZM195 117H193V119H194ZM199 118V117H198ZM235 118H238V116L237 117H235ZM88 119V118H87ZM91 119V118H90ZM111 119V118H110ZM146 119H147V117H146ZM149 119V118H148ZM196 119V118H195ZM194 119V120H195ZM251 119H253V118H251ZM251 119H248V120H251ZM17 120V122H20L21 120L18 118V119H16ZM15 120V121H16ZM86 120V119H85ZM89 120V119H88ZM87 120V121H88ZM140 120H141V118H140ZM140 120H138V121H140ZM170 120H171V118H170ZM169 120V121H170ZM178 120V119H177ZM197 120V119H196ZM195 120V121H196ZM204 120H207V119H204ZM210 120H212V119H210ZM232 120H234V118L232 119ZM238 120V119H237ZM255 120H257V118L255 119ZM86 121V122H87ZM147 121V120H146ZM153 121H154V119H153ZM169 121H168V123L167 124H171V128L173 127V130H175L176 131V124H173V123H176V122H172L171 123V121H170V123H169ZM175 121V120H174ZM195 121H193V122H195ZM198 121V120H197ZM196 121V122H197ZM221 121V120H220ZM254 121V120H253ZM263 121V120H262ZM261 121V122H262ZM147 122H149V121H147ZM146 122V123H147ZM152 122V121H151ZM167 122V119H166V121H165V119H164V121H161V123H166ZM199 122V121H198ZM217 122H219V121H217ZM222 122V121H221ZM225 122H228L229 123V120L228 121H225ZM231 122V121H230ZM248 122V121H247ZM255 122V121H254ZM257 122H260V120L259 121H257ZM257 122H255L254 123V125L257 123ZM160 123V124H161ZM178 123V122H177ZM179 123H181V122H179ZM222 123H224V121L222 122ZM221 123V124H222ZM18 124H20V123H18ZM18 124H17V126H18ZM113 124H114V122H113ZM121 124V123H120ZM123 124V123H122ZM183 124V123H182ZM210 124V123H209ZM215 124H216V122H215ZM214 124V125H215ZM226 124V123H225ZM233 124L234 125H236L235 123H234V121H233ZM258 124V123H257ZM257 124L255 125V126H257ZM262 124V123H261ZM260 123H259V125H261ZM106 125V124H105ZM145 125V124H144ZM148 125L149 124H147L146 125V127L148 128ZM150 125H151V123H150ZM162 125V124H161ZM166 125V124H165ZM214 125H211L212 127L214 126ZM217 125V124H216ZM104 126V125H103ZM179 126V125H178ZM180 126H182V125H180ZM205 126L206 125H204L203 127L205 128ZM217 126H219V125H217ZM231 126H233V125H231ZM264 126V125H263ZM136 127H138V126H136ZM156 127V126H155ZM160 128L162 127L163 128V125L162 126H159ZM165 128H163V129H166V131L165 132H167V131H169L170 130V127H168L167 125L166 126H164ZM167 127V128H166ZM174 127H175V129H174ZM216 127V126H215ZM214 127V128H215ZM225 127V126H224ZM228 127V126H227ZM234 127V126H233ZM31 128V129H30ZM99 128V127H98ZM145 128V127H144ZM143 128V129H144ZM160 128H158V129H160ZM203 128V130H202V132H204V131H206V128L208 129V126H206V128L204 129ZM226 128V127H225ZM229 128V127H228ZM232 128V127H231ZM25 129V128H24ZM33 129V130H32ZM179 129V128H178ZM36 130V129H35ZM141 130H142V128H141ZM172 130V129H171ZM170 130V131H171ZM175 131H174V133H175ZM178 131V130H177ZM176 131V132H177ZM35 133L37 132V131H34ZM161 132V131H160ZM164 131H163V133H165ZM75 133V132H74ZM142 133H144L145 135H149L145 130H143L142 131ZM163 133H162V135H163ZM168 133V132H167ZM72 135H73V133H71ZM71 134H69V135H71ZM76 134V133H75ZM166 134V133H165ZM169 134V133H168ZM170 134H172V136H170V138L168 139V138H165V139H167L165 142H164V146H170V147H175V145L178 143V145H179V141L176 143V136H179V135H177V134H179V133H177L176 134V136H175V134L173 135V133H171L170 132ZM201 134V133H200ZM200 134H199V136H200ZM138 135V136H137ZM141 135H143V134H141ZM145 135H144V137H145ZM166 136V135H165ZM168 136V135H167ZM139 137H142V136H139ZM169 137V136H168ZM201 137H202V139L204 138L203 137V135H201L200 136V138L199 139H201ZM258 137V136H257ZM87 138V137H86ZM86 138H85V140H86ZM134 138V139H135ZM163 138V137H162ZM218 138H221V137H218ZM102 139V140H101ZM179 139H180V137H179ZM179 139H177V140H179ZM198 139V140H199ZM201 139V140H202ZM88 140V141H87ZM87 142H92L91 140H89L88 138H87ZM133 140V139H132ZM136 140V139H135ZM138 140V139H137ZM201 140H199V143H200V141ZM221 140V139H220ZM223 140V139H222ZM221 140V141H222ZM15 141V140H14ZM154 141V140H153ZM155 141H158L159 142V140H155ZM180 141L181 142H184L185 140L183 139V141H182V139H180ZM204 141H205V139H204ZM219 141V140H218ZM17 142V141H16ZM92 142V143H93ZM151 142V141H150ZM158 142H157V144H158ZM193 142H194V140H193ZM192 142V143H193ZM203 142V140L201 141V143ZM220 142V141H219ZM2 143V144H1ZM151 143H153V142H151ZM155 143V142H154ZM163 143V142H162ZM190 143H191V141H190ZM189 141H188V144L185 142L184 144L185 145H183V146H187V148H190L191 146H189ZM195 143H197V144H199L198 143V141H196L195 140V142L193 143V145L195 144ZM204 143V142H203ZM199 144V145H204V144ZM217 143V142H216ZM221 143V142H220ZM150 144V143H149ZM29 145V144H28ZM33 145H35V144H33ZM33 145H29L30 146V148H31V146H32V148H31V151H32V149H34L33 148ZM154 145V144H153ZM206 145H208L207 143L205 144V146L204 147H206ZM222 145H224V144H222ZM149 146V145H148ZM156 146V145H155ZM158 146H160V145H158ZM157 146V147H158ZM161 146H163V145H161ZM182 146V147H183ZM216 148H217V146L216 145H214ZM219 146H221V145H219ZM3 147H2V149H3ZM154 147V146H153ZM157 147H155L157 150H158V148ZM199 147V146H198ZM203 146H202V148H204ZM148 148V147H147ZM150 148V147H149ZM151 148H152V145H151ZM148 149V152L150 151V150H152V149ZM192 148V147H191ZM201 148V147H200ZM35 149L39 152V149H41V147H38V146H36L35 145ZM34 149V150H35ZM159 149H160V147H159ZM162 149V148H161ZM171 149V148H170ZM218 149V148H217ZM223 149V148H222ZM147 150V149H146ZM166 148L165 149H163V154H164V152H165V154H167L168 153V151H167V153H166ZM186 150V149H185ZM197 150H199V149H197ZM219 151H220V148L218 149ZM3 151V150H2ZM8 151V150H7ZM9 151H10V149H9ZM8 151V152H9ZM36 151V153H38ZM45 151V150H44ZM217 151V150H216ZM33 152V151H32ZM35 152V151H34ZM41 152H43V150L41 151ZM257 152V151H256ZM10 153V152H9ZM8 153V154H9ZM150 153V152H149ZM160 153H161V151H160ZM162 154V155H163ZM166 156V155H165ZM168 156V158H169V154L167 155ZM167 156L165 157V158H167ZM104 158V157H103ZM161 158H162V156H161ZM165 158H162V159H160V160H162V162H164L163 161V159H165ZM175 159L177 158V156H175L174 157ZM201 158V156L199 157V159ZM105 159V158H104ZM107 159V158H106ZM105 159V160H106ZM198 159V162L200 161ZM92 160V161H91ZM90 161L93 163L94 161H93V159H91ZM167 160H170V159H167ZM201 160L203 161V159L201 158ZM107 162L108 161H110V160H106ZM168 162V161H167ZM83 163H85L84 161H82V164ZM88 163H89V161H88ZM95 163V162H94ZM132 163V162H131ZM137 163V162H136ZM199 163H201V161L199 162ZM106 164V163H105ZM133 164H134V161H133ZM178 164V163H177ZM203 164H204V162H203ZM85 166L87 165L86 163L84 164ZM91 165V164H90ZM93 165V164H92ZM97 165V164H96ZM95 165V166H96ZM132 165V164H131ZM81 166V165H80ZM80 166H78V168L79 169H84V171L86 170L85 168L86 167H80ZM88 166V165H87ZM135 166H136V164H135ZM134 166V167H135ZM90 167H92V166H90ZM90 167H88V170L87 171H89L91 168ZM77 168V169H78ZM90 168V169H89ZM92 168H94V166L92 167ZM76 169V170H77ZM94 170V169H93ZM88 172H86L85 171V173L84 174H87ZM89 173H90V171H89ZM94 173V172H93ZM93 173H92V170H91V173L90 174H92L93 175ZM90 174H88V175H90ZM128 175V174H127ZM143 175V174H142ZM140 176H141V174H140ZM92 177V176H91ZM94 177V176H93ZM145 177V176H144ZM140 178H142V177H140ZM140 180V179H139ZM140 181H142V180H140ZM246 207V206H245ZM245 207H244V204L243 203H241V202H238V203H236V216H238L239 215V213L241 212V211H243V210H245ZM247 211V210H246ZM245 213H247V212H245ZM212 226V225H211ZM210 226V228H206V230L204 231V238L206 239L205 241H206V244L207 243H209V241H211V240H218V241H223V240H226V236L227 235H224V236H218V230L215 228V226H216V224H214L212 227Z\"/></svg>",
    "mask_w": 264,
    "mask_h": 264
}]
</instances>
